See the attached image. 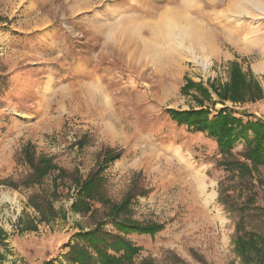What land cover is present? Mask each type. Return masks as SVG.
Here are the masks:
<instances>
[{
  "label": "rangeland",
  "instance_id": "rangeland-1",
  "mask_svg": "<svg viewBox=\"0 0 264 264\" xmlns=\"http://www.w3.org/2000/svg\"><path fill=\"white\" fill-rule=\"evenodd\" d=\"M0 18V264H68L66 244L99 218L72 210V180L97 168L107 150L121 153L104 172L107 196L118 203L131 189L143 192L134 218L165 226L128 236L142 246L134 264H243L233 243L239 214L219 195L223 185L231 203L248 198L239 176L220 165L243 159L245 140L227 157L214 137L166 110L203 106L214 118L228 107L264 119V96L221 100L212 89L230 82L236 61L264 91V78L243 64L264 43V1L0 0ZM238 50L250 53L242 63L222 56L240 57ZM187 80L211 99L184 92ZM27 145L65 177L55 181L56 171L39 185L6 183L30 173ZM254 173L257 208L247 228L264 232V166ZM54 192L57 216L42 222L29 196ZM106 227L113 229L110 221Z\"/></svg>",
  "mask_w": 264,
  "mask_h": 264
},
{
  "label": "trees",
  "instance_id": "trees-1",
  "mask_svg": "<svg viewBox=\"0 0 264 264\" xmlns=\"http://www.w3.org/2000/svg\"><path fill=\"white\" fill-rule=\"evenodd\" d=\"M1 19V18H0ZM1 21V20H0ZM230 82L223 86L212 85L221 100L232 101H256L263 98L264 91L259 81L252 74L245 72L241 65L232 61L230 63ZM1 85V77H0ZM197 89L203 98L211 99L208 89L202 85L187 80L182 88L184 92ZM203 103L202 99H198ZM167 113L178 124H186L196 131H204L217 140L220 151L227 157L233 156V149L240 139L245 140L243 159L223 160L220 165L226 171L239 176L248 198L243 204L231 203L230 194L222 185L219 201L232 212L239 214L236 231L233 237L234 250L243 264H264V232L247 228L248 214L256 210L257 191L254 189V171L264 166V119L248 115L246 119L236 116L228 107L220 108L214 118L210 117L208 107L201 106L198 109L176 110L167 109ZM121 153L112 150L104 152L97 168L86 177L75 175L72 182L77 188L76 200L72 204V210L82 215L99 218L89 229H80L66 244L69 248L63 262L68 264H134L140 254L142 246L136 244L129 235H155L165 226L157 222H141L134 218L133 205L136 194L131 189L120 202H114L107 196L106 167ZM23 157L30 168V173L21 182L7 179L5 182L12 187L34 186L44 182L47 176L58 171L57 179L65 177V170L53 162V158L46 155L36 156L33 146L27 145L23 150ZM237 173V174H236ZM58 185V183L56 182ZM56 187V186H55ZM57 188V187H56ZM54 190H57V189ZM54 194L43 196L34 194L30 198V204L40 213V221H50L57 216V210L53 203ZM101 204L96 208V204ZM108 221L113 229L106 227ZM36 226L30 229H36ZM29 228V227H27ZM1 231V230H0ZM2 232V231H1ZM143 264H155L148 259Z\"/></svg>",
  "mask_w": 264,
  "mask_h": 264
},
{
  "label": "crops",
  "instance_id": "crops-1",
  "mask_svg": "<svg viewBox=\"0 0 264 264\" xmlns=\"http://www.w3.org/2000/svg\"><path fill=\"white\" fill-rule=\"evenodd\" d=\"M237 52L241 55L240 57H236L235 55L231 56L229 52H225L222 54V56L224 59H230L231 61L238 60L240 63H242L244 56L250 55L249 51L247 50H238ZM254 53L255 56L252 59L249 61H243L244 67L252 71L257 77L264 78V43H262L261 47L256 48Z\"/></svg>",
  "mask_w": 264,
  "mask_h": 264
},
{
  "label": "bare ground",
  "instance_id": "bare-ground-1",
  "mask_svg": "<svg viewBox=\"0 0 264 264\" xmlns=\"http://www.w3.org/2000/svg\"><path fill=\"white\" fill-rule=\"evenodd\" d=\"M263 1H264V0H263ZM178 9H179V8H178ZM163 19H164V18H163ZM161 21H162V20H161ZM136 24H137V23H136ZM135 28H136V27H135ZM193 39H194V38H193ZM196 41H197V40H196ZM196 41H195V42H196Z\"/></svg>",
  "mask_w": 264,
  "mask_h": 264
}]
</instances>
